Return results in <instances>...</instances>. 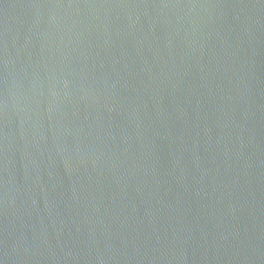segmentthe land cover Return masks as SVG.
I'll use <instances>...</instances> for the list:
<instances>
[{"label": "water", "instance_id": "95a60500", "mask_svg": "<svg viewBox=\"0 0 264 264\" xmlns=\"http://www.w3.org/2000/svg\"><path fill=\"white\" fill-rule=\"evenodd\" d=\"M0 264H264V0H0Z\"/></svg>", "mask_w": 264, "mask_h": 264}]
</instances>
